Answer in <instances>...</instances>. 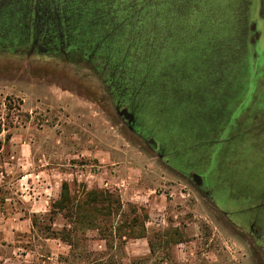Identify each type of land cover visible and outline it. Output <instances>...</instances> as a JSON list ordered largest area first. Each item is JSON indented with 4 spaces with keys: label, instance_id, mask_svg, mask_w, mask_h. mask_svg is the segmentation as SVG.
<instances>
[{
    "label": "rangeland",
    "instance_id": "obj_1",
    "mask_svg": "<svg viewBox=\"0 0 264 264\" xmlns=\"http://www.w3.org/2000/svg\"><path fill=\"white\" fill-rule=\"evenodd\" d=\"M63 184L116 263L264 264V0H0V264L106 252Z\"/></svg>",
    "mask_w": 264,
    "mask_h": 264
},
{
    "label": "trees",
    "instance_id": "obj_2",
    "mask_svg": "<svg viewBox=\"0 0 264 264\" xmlns=\"http://www.w3.org/2000/svg\"><path fill=\"white\" fill-rule=\"evenodd\" d=\"M69 188L66 184H63L61 186V193L59 196L58 201H56L53 206L57 207L58 210L66 212V214L63 216V218L67 221L69 228H63L62 235L58 238L61 242L65 243L69 248L71 249L72 253L74 252V244L79 245L80 236H83L84 241V235L79 233L80 231L84 230H95L98 233L99 239L105 243L106 252L101 254H92L82 252L81 254H78V259L85 262V264H122V263H116V259L114 257H110L109 251L112 250V243H115L116 240L118 241H124V239L134 238L133 232L129 231L126 234L121 233V228H116L110 234H105L103 230L99 227L98 224V215L99 211L101 212L102 209L97 210V207L100 203L109 202L110 199L108 196L103 192H85L83 190L82 195L86 198L84 201L77 202L76 196H70L69 194ZM93 207L95 213L93 215H84L82 212L84 208L87 206ZM122 209L120 203L118 204V210ZM136 218H133L131 221L134 222ZM126 222V221H125ZM124 222V223H125ZM128 226L131 225V223H127ZM81 234V235H80ZM56 239V238H55ZM150 252L153 253V249L151 244L149 243ZM79 251V252H80ZM108 252V253H107ZM144 260H136L134 262H131V264H137L142 263Z\"/></svg>",
    "mask_w": 264,
    "mask_h": 264
},
{
    "label": "water",
    "instance_id": "obj_3",
    "mask_svg": "<svg viewBox=\"0 0 264 264\" xmlns=\"http://www.w3.org/2000/svg\"><path fill=\"white\" fill-rule=\"evenodd\" d=\"M250 31H251L250 45L251 44L254 45L255 41L258 39V32L256 31V26L252 25ZM38 51L40 53H45L46 52V50L44 48H41V47L38 48ZM191 178H192L193 182L196 184L197 187L200 188V187L204 186L205 180H204L203 177L199 176L196 173H193L191 175Z\"/></svg>",
    "mask_w": 264,
    "mask_h": 264
},
{
    "label": "crops",
    "instance_id": "obj_4",
    "mask_svg": "<svg viewBox=\"0 0 264 264\" xmlns=\"http://www.w3.org/2000/svg\"><path fill=\"white\" fill-rule=\"evenodd\" d=\"M30 176V175H29Z\"/></svg>",
    "mask_w": 264,
    "mask_h": 264
}]
</instances>
